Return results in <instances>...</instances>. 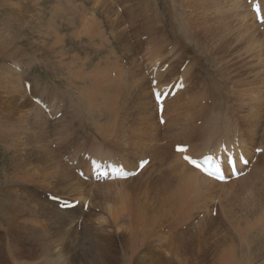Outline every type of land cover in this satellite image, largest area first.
Here are the masks:
<instances>
[{
	"label": "bare ground",
	"instance_id": "bare-ground-1",
	"mask_svg": "<svg viewBox=\"0 0 264 264\" xmlns=\"http://www.w3.org/2000/svg\"><path fill=\"white\" fill-rule=\"evenodd\" d=\"M90 1L93 3L92 5L94 9L92 10H95L93 17H87V13H77L78 11L76 13L81 23L89 22L92 28V35L97 28L100 29V27L106 26L102 17L109 25L110 28L106 26V29H109L108 32L110 31L111 35L117 33L116 29H118V33H126L127 28L125 24H127V21L122 19V26L119 25L120 27H118L120 19L123 15H127L128 12L137 8L138 13H140L139 18L137 16L134 22L133 19H130L131 24L128 26L129 30L134 31L135 28L140 30L139 32H142L143 35L148 37L146 40L148 43L157 44L159 40H161V43L162 41H166L167 44L169 43V39H174L177 43L175 44L176 52L171 53L166 58L152 57L153 60L146 64L147 66L145 68H143V66L142 69L139 70L136 68L137 65H139V63H137L139 60L136 59L137 56H132V54L131 56H127V54L124 55L125 52L123 53V56H118V54L117 56L116 54L115 56H111L112 54L109 55V53L104 57L85 55V58H80L76 54L66 53L60 56L58 54L59 57L57 56L58 58L56 60L57 68L53 67L52 63H48L46 66L50 68V71L58 79V83H54V86L52 84H46L43 91L47 96V99L45 98V103L50 109V112L47 113L40 106H37V103L32 104L33 102L27 103L28 105H31V107L24 110L28 120L23 119L29 122L28 137L31 135L29 141L32 144L30 147L31 151H28L30 149H24L27 153V157L37 156V158L42 161L44 159V162L46 161L48 165V167H46L51 171L49 180L54 179L53 183L63 185V190L67 187L72 188V190H78L79 186L78 184L76 185V183L79 182L80 184H84L86 188L89 187V190L95 195H104L103 200L95 195L94 196L95 199H98L102 210L111 215L112 221L110 223V228H114V231L110 233V236L118 237L120 235L123 242L121 243L122 245L118 246L116 242L112 241L113 238L111 240L106 239V242L102 245L103 250L95 249L96 247H94V259L91 260L92 264H95L97 260L102 264H106L107 262L108 264H130L138 253V249L148 248L149 242L152 246L150 238L160 229L175 233H179L180 231L181 234L182 231L185 232V230H189L188 225H191L192 223L186 218L190 219V217L181 218L180 216V218L178 217L179 219L171 221L172 219H170V215L174 211L180 213L181 211L179 210L184 208L187 209L189 204L195 205L198 197H200L198 195L200 194L209 195L207 202H204L203 204L197 203L201 209L211 212L214 199H210V195L220 194L223 195L224 198V201L219 203L221 216H225L226 219L231 217L248 218V216H251L252 214L253 216L258 214L259 216L257 217L262 218L260 222L264 223V191L260 193H258V190V192L256 191L259 187H261V190L264 189V22L258 23L256 21L255 13L252 11V4L249 3L248 0H169L172 2V4L169 2L172 10L181 12L177 14V17L174 18L176 21H174L170 14H166L165 18L161 16V14H163V7L159 4V0H139V3L134 2V0ZM162 1L165 3L168 0ZM259 1L262 5L264 15V0ZM79 3L82 4L81 2ZM78 6L79 5L77 4V7ZM82 7L84 6L82 5ZM87 9L89 8L87 7ZM122 10L123 14L120 12ZM31 12L32 11H30V13ZM66 12L67 11H64L63 14H68ZM81 12L83 11L81 10ZM20 13L21 11L19 14ZM35 17H39V15H36ZM0 18L2 19V17ZM97 18H100V20L97 21ZM177 23L182 24L180 31L177 30L178 27L175 29ZM67 24H69V21ZM167 26L170 27V30H167ZM6 29H3L0 33L1 48L7 47L8 50L11 48L14 53H10V56L13 54L22 58L23 52L26 51V48L22 45L23 43H21V40L17 41L14 40V38H11ZM106 29L104 28L105 32ZM166 31H170V37H165ZM3 32L7 36H5ZM80 35L82 36V34ZM116 35L115 37H117ZM47 36L48 35H46V37ZM158 37H160V39H158ZM58 38H60V36ZM104 38L106 39V37H103L102 39ZM51 40L54 41V39ZM117 40L118 38L114 41ZM124 41L126 40H123V42ZM102 44H99L100 50ZM45 45L48 44L43 43V46ZM77 45H79V43ZM88 46L89 45H87V47ZM90 46L91 49L92 45ZM103 47H105V45ZM52 48H54L53 44L50 46V50ZM4 49H1V51ZM7 49L6 51H8ZM71 49L68 48L70 51ZM92 49V51L95 50L94 48ZM173 50L174 49H172V51ZM96 51L97 50H95V52ZM23 56L25 57V55ZM183 56L185 58H183ZM19 58L13 60V63L10 65L11 68H13L14 65L17 67L21 64L18 63L21 60ZM101 63H109V65L103 66L105 68L103 69L101 68ZM123 63L127 65H123ZM185 63V70H182L181 68H183ZM166 64L168 66L164 69ZM126 69L130 72L127 80L124 78ZM2 70L4 71V68ZM28 70L26 71L28 72ZM195 70H197L196 73ZM15 72L16 71H14V73ZM25 72L23 73L25 74ZM113 72H116V74H113ZM18 74L20 75L19 72ZM187 74H190V76L187 77ZM180 77L184 78L186 86L183 90H179L174 97H167L164 101L162 117L165 118V123L161 124L159 122L157 103L155 102L153 95L152 81L153 79H156L158 82L157 86L165 87L172 82L177 81ZM19 83L21 84V82ZM50 90L51 94L49 93ZM11 92H13V90ZM28 92L29 91H27V93ZM123 92L122 100H125L130 96L128 104L123 101L121 102L119 99V95ZM42 97L44 96L42 95ZM14 98H12L13 101ZM23 98L26 97L23 96ZM220 99L226 109L224 112V115L226 116L222 118L221 121V124L225 125L223 131H227V135L224 138L217 137L213 134L215 133L214 130L209 131L208 129L201 127V124L198 123V120H203L205 116L215 113L214 111L218 109H215V104L218 103V100ZM16 104L18 105V103ZM9 105L13 107V104ZM187 107L193 110L189 115L186 114L188 110ZM8 108L10 107L8 106ZM13 108H10V110H13ZM222 111L224 110L222 109ZM59 112H62L63 116L60 115L61 117L59 116V119H56L57 117H55L54 120V116ZM206 118L207 117H205V119ZM50 127H53V130H56L55 133H53L57 136V145L59 149L52 147L46 142L48 141L46 139L47 136L53 134L49 133L48 128ZM21 128L22 126H20V129ZM22 139L20 140L21 142ZM48 139L52 141L51 138ZM235 141L240 143V147L251 160V164L248 167H243L242 171H246L245 175L237 179H231L229 182L225 183H219L203 175L200 171L194 169L182 159V153L175 151L177 145H189L187 153L195 157H201L207 152L215 151L222 143H232ZM256 148L262 149V153L256 154ZM75 149L76 151H74ZM74 152L76 153V156L74 155ZM86 154L98 159L123 163L130 170L137 169L138 162L141 159L149 157L151 160L142 172L134 179L130 178L126 180L97 182L91 178L89 160L85 159ZM256 155L257 159L255 160ZM49 163L51 164L49 165ZM12 165L14 166L15 164ZM77 169L85 171L89 176V179L86 180L78 175L75 171ZM18 179L19 178H17V180ZM53 183L48 182V186L47 184L45 186L49 187L51 184L53 185ZM50 188L62 190L56 188V186ZM50 188L49 191H51ZM72 190L71 192H73ZM6 192L8 193L9 191ZM23 192L24 191H22V194ZM141 194L145 197L143 198ZM10 195H12V193ZM83 197L84 201L87 202L89 195H83ZM91 197L92 196H90V198ZM10 199L0 198V211L3 212L2 216L8 219L9 215L12 216L14 213L19 212L18 214H20L26 212L27 205L22 203L23 201L19 202ZM113 203L116 205V208ZM56 206L59 208L58 203ZM37 210L40 211V209ZM212 213L208 214L211 219ZM47 214L49 219L54 221L53 223L56 224L57 228H64L66 226H72L82 214L85 215L86 213H83L80 208L57 210L56 207H51L47 211ZM217 216L219 217V215ZM20 221L21 224L19 223L18 226L22 225V219H20ZM245 221L248 223L251 220ZM28 222L24 223V225L27 226ZM84 222H86V218L83 223ZM207 222L208 223H200V227L197 228L199 230V235L195 237L189 234L190 230L186 234L176 236L173 240L175 247L174 251L171 250L168 244L161 243L160 245L164 247L163 251L161 253L152 254L153 256L150 258L151 262L149 264H188L185 253H187V255L192 253V256L194 255L195 257H193V259H195L194 262H197L198 264H207L208 262L204 255L206 252H209V255H211V264H251L252 260H255L256 264H264V260L262 259L264 258V254L261 252L263 243L261 242L262 239H259V242H250L252 244L245 246L240 239L237 242L236 239L226 237L228 234L222 237L219 231L220 228H208V226L214 225V223L211 224L210 221ZM234 224L238 225V223ZM29 228L33 229L32 233L37 239L39 236V234L35 232L37 227L35 228L31 225ZM13 229L17 228L14 227ZM68 229L69 227L67 230ZM60 231H63V229ZM234 231L236 232V230ZM75 233L78 235L77 228L74 229V246L71 245L64 247H66V252H70L71 259H74L78 264H84L86 263V259L81 257L84 249L79 254L75 251L76 247H79L80 249L79 242L75 238ZM22 236L24 235L22 234ZM230 237H232V235ZM18 238H20V235ZM27 239L25 237L23 240H26L27 242ZM175 241L179 246H177ZM31 242L35 241L31 240ZM37 242L41 241H36V244ZM58 242L56 244L51 242L47 248H40L41 246L38 247L41 251L40 255H38L41 256L40 258H43L40 264H50V260L53 262L52 264H66V261L62 262V257L60 258V253L64 255L65 251L61 248L62 244L60 245ZM258 245L259 248H256ZM71 247H73V252H71ZM97 247L99 246L97 245ZM111 247H115V249L112 250ZM91 248H93V246H91ZM20 250L23 249L21 248ZM55 250L58 251L56 252L57 254L54 252L51 259L47 260L46 256ZM98 251L103 253L100 254L99 252L103 259L100 255L98 256ZM156 251L158 250L156 249ZM84 253L86 255V252ZM139 254L140 253H138V255ZM1 258L4 257L0 256V259ZM121 260L125 263H122ZM23 263L33 264V260L29 262L25 259Z\"/></svg>",
	"mask_w": 264,
	"mask_h": 264
},
{
	"label": "rangeland",
	"instance_id": "rangeland-1",
	"mask_svg": "<svg viewBox=\"0 0 264 264\" xmlns=\"http://www.w3.org/2000/svg\"><path fill=\"white\" fill-rule=\"evenodd\" d=\"M8 1V2H7ZM33 1V3H32ZM87 3H85V2ZM162 0H159V4L163 7V14H161V16H163L165 18L166 14H170L172 19L174 21H176L177 14L181 13L179 11H174L172 10V7H170V3L172 4L171 1H167V2H161ZM22 2V3H21ZM79 2H81L82 4H80ZM134 2L139 3V0H134ZM170 2V3H169ZM9 3V4H8ZM21 3V4H20ZM37 3V4H36ZM14 4V5H13ZM16 4V5H15ZM18 4V6H17ZM24 4V5H22ZM76 6H75V5ZM77 4L79 5L77 7ZM93 3H91L90 0H0V17H2V19L0 18V33L1 31H3V29H6L7 27V32L8 35L11 38H14V40L20 41L21 43H23L22 45L26 48V51L23 52V55H25V57L22 55V58H19V56H15L13 54L10 53H14L12 51L11 48H9V50L7 49V47L1 48V44H0V198L3 199H10V200H17L19 202L25 203L27 205L26 207V212L24 213H14L11 215H9L8 219L4 216H2V213L0 211V256L4 257L1 258L3 260L0 259V264H24L23 261L26 259L29 262H31V260H33V264H40V262L42 261L43 258H40V248H47L49 244H51V242L53 244H56L58 241V243L61 245V248L65 251V254L63 255L62 253H60V258L62 257V262L66 261V264H78L74 259L70 258V252H66V247L64 246H74V229L77 228V234L75 233V238L76 240L79 242V247H76L75 251L77 254H79L80 252H82L81 257H84L86 259V263L84 264H92L91 260L94 259V247H96L95 249H101L103 250V246L104 243L106 242V239L111 240L113 238V242H116L118 246L122 245L121 243L123 242V239H121L120 235L118 237H114V236H110V233L112 231H114V228H110L111 226V215L105 211L102 210V208L100 207V203L98 202V199H95V196L98 197L99 199L103 200L104 199V195L100 196V195H95L94 193H92V191L89 190V187L86 188L84 184H80L78 181V183H76V185L78 184L79 186V191L78 190H72V188H66L65 190L62 189L63 185H60L57 183H53L54 179H50L51 175V171L47 168V162L38 159L37 156H31V157H27V153L24 151V149H30L28 151H31V146L32 144L29 141L30 136L29 132H28V118L25 114L24 110H27L29 107H31V105H28L27 103L29 102H33L32 104H36L33 100L34 98H40L42 101L45 102V98L47 99L46 94L43 92L45 85L46 84H52L54 86V83H58V79L57 77L50 71V68L46 67L48 63H52L53 67L57 68L56 66V60L57 58L62 55V54H76L78 57H83L85 58L87 55L89 56H99V57H104L106 55H111V56H123V53L125 52L124 55L127 54V56H137L136 59H138L139 61H137V63H139V65H137V70L145 68L148 64L151 62V60H153L154 57H159V58H166L168 55H170L173 52H176L175 50V44L176 41L174 39H169V43L166 44V41H162L159 40V42L156 43H148L146 42V40L148 39V37L146 35H143L142 32H139L140 30H129L128 26L131 24L130 23V19H133V22L135 21V18L138 16L139 18V14L137 8H134L133 10H131V12H128L127 15H123L122 18L120 19V22L118 24V27L122 26L121 22L124 20L127 21V24H125L127 30L126 33H118V29H116L117 33H115L114 35H111L110 31L108 32L109 29H106V26L108 28L109 25L107 24V22L103 19V22L105 23L106 26L100 27V29H96V31L93 32V35L91 34V26L89 24V22H84L81 23L80 19L77 16V13H87V17H93L95 10L93 8ZM6 5V6H5ZM28 5V6H27ZM36 5V6H35ZM82 5L84 7H82ZM90 5V6H89ZM23 6V7H22ZM35 6V7H34ZM69 6V8H68ZM72 6V7H70ZM75 6V7H74ZM86 6V7H85ZM92 6V7H91ZM167 6V7H165ZM9 7V8H7ZM13 7V8H12ZM25 7V8H24ZM33 7V8H32ZM87 7L89 9H87ZM96 8V6H94ZM171 9H170V8ZM24 8V9H23ZM27 8V9H26ZM39 8V9H38ZM50 8V9H49ZM53 10H52V9ZM60 8V9H58ZM68 8V9H66ZM78 10H77V9ZM83 8V9H82ZM86 8V9H84ZM14 9V10H13ZM26 9V10H25ZM30 9V10H29ZM36 9V10H35ZM71 9V10H70ZM98 9V8H96ZM170 9V10H168ZM28 10V11H27ZM81 10L83 12H81ZM86 10V11H85ZM99 10V9H98ZM172 10V11H171ZM21 11V13L19 14V12ZM23 11V12H22ZM30 11H32L30 13ZM64 11H67L66 13L68 14H63ZM78 11V12H77ZM94 11V12H93ZM51 12V13H50ZM62 12V13H61ZM75 12V13H74ZM77 12V13H76ZM91 12V13H90ZM121 14H123V10L120 11ZM176 12V13H175ZM26 13V15H25ZM30 13V14H28ZM40 13V14H39ZM93 13V14H92ZM8 14V15H7ZM13 14V17H12ZM16 14V15H15ZM23 14V15H22ZM29 17H28V15ZM39 17H35L34 15ZM52 14V15H51ZM64 16H63V15ZM10 15V16H9ZM31 15V16H30ZM91 15V16H89ZM130 15V16H129ZM6 16V17H5ZM9 16V17H8ZM67 16V17H66ZM17 17V18H16ZM64 17V19H63ZM132 17V18H130ZM8 18V19H7ZM24 18V19H23ZM66 18V19H65ZM78 18V19H77ZM17 21L15 22L14 21ZM69 19V20H68ZM71 19V20H70ZM77 19V21H76ZM99 21L100 18H97ZM123 19V20H122ZM13 20V21H11ZM28 20V21H27ZM33 20V21H32ZM79 20V22H78ZM122 20V21H121ZM30 21V22H29ZM69 21V24H67ZM29 22V24H28ZM42 22V23H41ZM12 23V24H11ZM20 23V24H19ZM26 23V24H25ZM51 23V25H50ZM56 23V24H55ZM60 23V24H59ZM72 23V24H71ZM80 23V24H79ZM87 23V24H86ZM2 24V25H1ZM4 24V25H3ZM14 24V25H13ZM41 26H40V25ZM53 24V26H52ZM178 24V25H177ZM175 26V29H177L178 27V31H180L182 24L177 23ZM9 27H8V26ZM50 25V26H49ZM79 25V26H78ZM120 25V26H119ZM40 26V27H39ZM58 26V27H56ZM60 26V28H59ZM85 26V27H84ZM11 27V28H10ZM64 27V28H63ZM67 27V28H66ZM75 27V28H74ZM79 27V28H78ZM25 28V29H23ZM55 28V29H53ZM84 28V29H83ZM104 28L106 29V32L104 31ZM170 27L167 26V30ZM53 29V30H52ZM57 29V30H56ZM87 29V30H86ZM89 29V30H88ZM102 29V30H101ZM112 29V28H111ZM51 30V31H50ZM10 31V33H9ZM12 31V32H11ZM58 31V32H57ZM85 31V32H83ZM115 31V30H113ZM138 31V32H137ZM41 32V33H40ZM68 32V33H67ZM81 32V33H80ZM105 32V33H104ZM108 32V33H107ZM136 32V33H135ZM60 35H58V34ZM63 33V34H62ZM96 33V34H95ZM101 33V34H100ZM103 33V34H102ZM133 33V34H132ZM135 33V34H134ZM4 34V32H3ZM16 34V36H15ZM57 34V36H56ZM70 36L68 37L67 36ZM82 34V36L80 35ZM108 36H107V35ZM117 34V35H116ZM127 34V35H126ZM5 36H7L6 34H4ZM46 35H48L46 37ZM66 37H65V36ZM101 35V36H100ZM104 35V36H103ZM115 35L117 37H115ZM119 35V36H118ZM122 35V36H120ZM134 35V36H133ZM166 36L165 37H170V31H166ZM13 36V37H12ZM55 36V37H54ZM60 36V38H58ZM73 36V37H72ZM85 38H84V37ZM106 37V39H102L103 37ZM126 36V37H124ZM133 36V37H132ZM18 37V38H17ZM22 37V38H21ZM52 37V38H50ZM62 37V38H61ZM70 39H68V38ZM109 37V38H108ZM124 37V38H123ZM21 38V39H20ZM64 38V39H63ZM93 38V39H92ZM114 38V39H113ZM116 38H118L117 41H114ZM122 38V39H121ZM134 38V39H133ZM138 38V39H137ZM51 39H54L51 40ZM61 41H60V40ZM68 39V40H67ZM77 39V40H76ZM97 39V40H96ZM131 39V40H130ZM133 39V40H132ZM158 39H160V37H158ZM184 39V37H183ZM13 40V39H12ZM13 40V41H14ZM25 40V41H24ZM44 40V41H43ZM57 42H56V41ZM67 40V42H66ZM95 40V41H94ZM103 40V41H102ZM110 40V41H108ZM123 40H126L123 42ZM172 40V42H171ZM69 41V42H68ZM91 41V42H90ZM140 41V42H139ZM71 42V43H70ZM99 42V43H98ZM104 42V43H103ZM110 42V43H109ZM112 42V43H111ZM130 42V43H129ZM43 43L48 44L43 46ZM58 43V44H57ZM62 43V44H61ZM79 43V45H77ZM92 43V44H91ZM94 43V44H93ZM97 43V44H96ZM101 46V50H100V45ZM122 43V44H119ZM27 44V45H24ZM54 46V48H52L50 50V46ZM71 44V45H70ZM74 44V45H73ZM112 44V45H111ZM173 44V45H171ZM87 45H89L87 47ZM90 45H92V48H94L95 50H97L95 52L92 51L93 49H90ZM99 45V46H96ZM105 45V47H103ZM116 45V46H115ZM132 45V46H131ZM158 45V46H156ZM162 45V46H161ZM71 46V47H70ZM75 48H74V47ZM86 46V47H85ZM113 46V47H111ZM142 46V47H141ZM155 46V47H153ZM160 46V47H159ZM109 49H108V48ZM111 47V48H110ZM157 47V49H156ZM162 47V48H161ZM71 51H75V52H71ZM113 48V50H112ZM115 48V49H114ZM120 50H119V49ZM134 48V49H133ZM145 48V49H144ZM160 48V49H159ZM1 49H4L1 51ZM6 49L8 51H6ZM66 49V50H65ZM124 49V50H123ZM144 49V50H143ZM172 49H174L172 51ZM117 50V52H116ZM140 50V51H139ZM150 50V51H149ZM63 51V52H62ZM65 51V52H64ZM67 51V52H66ZM84 53H83V52ZM92 51V52H91ZM112 51V52H111ZM123 51V52H122ZM133 51V53H132ZM7 54H6V53ZM86 52V54H85ZM115 52V53H114ZM146 52V53H145ZM148 52V53H147ZM107 53V54H106ZM142 53V55H141ZM59 54V56H58ZM114 54V55H113ZM158 54V55H156ZM164 54V55H163ZM197 54V53H196ZM86 55V56H85ZM163 55V56H162ZM58 56V57H57ZM6 59H5V58ZM14 57V58H13ZM146 57V58H145ZM153 57V58H152ZM8 58V59H7ZM13 58V59H11ZM21 59L18 63L20 64L19 66H15L13 68L10 67V65L13 63V60L15 59ZM152 58V59H151ZM183 58H185L183 56ZM3 59V60H2ZM11 59V60H10ZM30 59V60H29ZM143 59V60H142ZM7 60V61H6ZM142 60V61H140ZM146 62H145V61ZM6 61V62H5ZM10 61V62H9ZM189 61V60H186ZM4 62V63H3ZM15 62V61H14ZM8 63V64H7ZM136 63V64H137ZM144 65H142V64ZM4 64V66H3ZM121 64V63H119ZM141 64V65H140ZM7 65V66H6ZM25 65V66H24ZM105 65H109V63H101V68L105 69L103 66ZM123 65H127L125 63H123ZM27 66V67H26ZM185 66L186 63L184 64L183 68H181L182 70H185ZM26 67V69H25ZM4 68V71L2 70ZM107 68V67H106ZM128 68V67H127ZM7 69V70H6ZM9 69V70H8ZM23 69V70H22ZM29 69V70H28ZM108 69V68H107ZM106 69V70H107ZM12 70V71H11ZM16 71L15 73L18 74V72L20 73V75H16L14 73V71ZM28 70V72L26 71ZM21 71V72H20ZM27 73H26V72ZM181 71V70H180ZM187 71V70H186ZM3 72V73H2ZM25 72V74L23 73ZM128 69H126L125 73H124V78L125 80H127L130 72L128 73ZM197 72V70H195V73ZM22 73V75H21ZM113 74H116V72ZM127 77H126V75ZM11 75V77H10ZM15 78H14V77ZM27 76V77H26ZM30 76V77H29ZM187 77L190 76V74L186 75ZM22 77V78H21ZM12 78V79H11ZM25 80H24V79ZM16 80V81H15ZM21 80V81H20ZM24 80V81H23ZM29 80V81H28ZM5 81V82H4ZM31 81V82H30ZM37 81V82H36ZM21 82V84L19 83ZM26 82H29L31 84V88L30 90H27L25 87ZM33 82V83H32ZM16 83V84H15ZM38 83V84H37ZM40 83V86H39ZM36 84H37V88H36ZM14 85V86H13ZM16 85V87H15ZM18 85V86H17ZM35 85V86H34ZM44 85V86H42ZM12 88V89H11ZM22 88V89H21ZM35 88V89H34ZM18 89V90H17ZM13 90V92H11ZM17 90V91H16ZM20 90V91H19ZM43 92H41V91ZM27 91H29L27 93ZM26 92V93H25ZM41 92V93H40ZM17 93V94H16ZM33 93V94H32ZM49 93L51 94V90L49 91ZM124 92L121 93L119 95V99L122 102H126V104H128L130 99V96L127 97L125 100H122V96H123ZM42 95L44 97H42ZM15 96V98H14ZM23 96H25L26 98H23ZM8 97V98H7ZM17 97V98H16ZM62 97V96H61ZM14 98V101L13 99ZM19 98V99H18ZM30 100H29V99ZM23 99V101H22ZM53 99V97H52ZM12 102H11V101ZM17 100V101H16ZM20 100V101H19ZM19 101V102H18ZM119 101V102H120ZM22 102V103H21ZM8 103V104H6ZM18 103V105L16 104ZM6 106H5V105ZM9 104H13V107H11ZM21 104V106H20ZM25 104V105H23ZM120 104V103H119ZM37 106H40L39 104H36ZM8 106L13 110H10V108H8ZM17 106V107H16ZM215 109L218 108L216 111H214L215 113H211L210 115H207L205 117H207L205 119V117L200 120H198L199 124H201V127L208 129L209 131L214 130L215 133H213L214 135H216L219 138H224L227 135V131H223L225 128V125L221 124L222 118H224L226 115H224L225 113V108H224V104L222 102V100H218V103L215 104ZM7 107V108H6ZM24 107V108H22ZM195 107V106H194ZM20 108V109H18ZM15 109V110H14ZM187 115L191 114V112H193V110L189 107H187ZM222 109L224 111H222ZM7 110V111H6ZM23 110V112H22ZM190 111V112H189ZM24 115H23V114ZM9 114V115H8ZM61 112L58 113L56 116L59 118ZM128 114V113H127ZM209 116V117H208ZM6 117V118H5ZM12 117V118H11ZM27 120H24V119ZM10 119V120H9ZM14 119V121H13ZM20 119V120H18ZM189 119V118H188ZM18 120V121H17ZM22 121V122H20ZM27 121V123H26ZM5 122V123H4ZM20 122V123H19ZM54 122V121H53ZM3 123V124H2ZM24 125H23V124ZM10 124V125H9ZM19 124V125H18ZM26 124V126H25ZM20 126H22V128L20 129ZM24 126V127H23ZM8 127V128H7ZM92 128V127H91ZM20 129V130H19ZM24 129V130H23ZM49 133H55L56 130H53V127L48 128ZM2 131V132H1ZM93 131V129H92ZM19 133V134H18ZM54 133L52 135L47 136V140L46 141L48 144H50L52 147H55L56 149H59L57 143H58V139L57 136L54 135ZM25 134V135H23ZM12 135V136H11ZM54 135V136H53ZM19 138H18V137ZM23 136V139H22ZM52 136V137H50ZM12 138V139H11ZM48 138H51L52 141ZM11 139V140H10ZM22 139V142L20 141ZM18 140V141H17ZM3 141V142H2ZM57 141V142H55ZM7 142V143H6ZM9 142V143H8ZM20 142V143H19ZM16 143V144H15ZM54 143V144H53ZM204 143V142H203ZM56 144V145H55ZM16 145V147H15ZM22 146V147H21ZM34 146V145H33ZM57 146V147H56ZM17 149H15V148ZM21 148V149H20ZM20 149V150H19ZM23 150V153H22ZM203 150V149H201ZM4 151V152H3ZM76 151V149L74 150ZM16 152V153H15ZM26 154V155H25ZM24 155V156H23ZM74 155L76 156V153L74 152ZM21 157V158H20ZM26 157V158H25ZM14 158V159H13ZM19 158V159H18ZM34 158V159H33ZM26 159V160H25ZM257 159V155L255 157V160ZM22 160V161H21ZM36 160V161H35ZM27 161V162H26ZM15 162V163H14ZM17 162V163H16ZM29 162V163H28ZM31 162V163H30ZM33 162V163H32ZM25 163V164H24ZM12 164H15L14 166ZM51 163H49L50 165ZM10 165V166H9ZM47 166V167H46ZM16 167V168H14ZM20 167V168H19ZM14 169V170H13ZM21 169V170H20ZM27 169V170H26ZM17 172H16V171ZM24 171V173H23ZM33 171V172H32ZM76 171V170H75ZM42 172V173H41ZM14 173V174H13ZM35 173V174H34ZM49 173V174H48ZM77 173V172H76ZM75 173V174H76ZM78 174V173H77ZM76 174V175H77ZM36 175V178H35ZM45 175V176H44ZM79 175V174H78ZM139 175V174H138ZM137 175V176H138ZM26 176V177H24ZM40 176V177H39ZM44 176V177H43ZM135 176V177H137ZM16 177V178H15ZM30 177V179H29ZM39 177V178H38ZM48 177V178H47ZM135 177H132V179H134ZM17 178H19L17 180ZM35 178V179H34ZM42 179V180H41ZM16 180V181H15ZM24 180V181H23ZM28 182H27V181ZM32 180V181H30ZM23 181V182H22ZM26 181V182H25ZM43 181V182H42ZM76 181V180H74ZM15 182V184H14ZM33 182V183H32ZM48 182H52L53 185L51 184V186L46 187L45 185ZM19 184V185H18ZM55 184V185H54ZM80 184V185H79ZM83 185V186H82ZM48 186V184H47ZM52 186H56V188L62 189V190H58V189H54V188H50ZM76 187V186H75ZM26 188V189H25ZM47 188V189H46ZM49 188L51 191H49ZM29 189V190H27ZM260 189V190H259ZM21 190V191H20ZM71 190L73 192H71ZM259 192H258V191ZM5 191V192H4ZM6 191H9L8 193ZM22 191L23 194H22ZM33 191V192H32ZM39 191V192H38ZM87 191V192H86ZM256 191L258 193L263 192L264 189L261 190V187L257 188ZM5 193V194H4ZM12 193V195H10ZM33 193V195H32ZM50 193V194H49ZM80 195H79V194ZM87 193V194H85ZM257 193V194H258ZM7 194V195H6ZM30 194V195H29ZM93 194V195H92ZM23 195V196H22ZM49 195H58L61 196L63 198H68L71 199L73 201L75 200H79L80 204L82 203V205L77 206L76 208H80L81 211L83 213H86L85 215L82 214V216L76 221L74 222V224L72 226H68L69 229L67 230V226L64 228H57L56 224L53 223L54 221L52 219H49V216L47 214V211L51 208V207H56L57 210H59L60 208H58L56 205L57 203L55 201H52L49 199ZM83 195H89L88 201L85 202L84 201V197ZM95 195V196H94ZM9 196V197H8ZM11 196V197H10ZM90 196H92L90 198ZM141 196L144 198L145 196L141 194ZM200 197H198L197 203L198 204H203L204 202H207V200L209 199V195H203L200 194L198 195ZM18 199H17V198ZM29 197V198H28ZM45 197V199H44ZM74 198V199H73ZM83 198V199H82ZM26 199V200H25ZM33 199V200H32ZM36 199V200H35ZM92 199V200H91ZM210 199H214V201L212 202L213 204V208L211 210V212H208V210L205 209H201L199 207V205L197 203H195V205H190L188 206V208H184L181 209L179 211H181L180 213L177 212H173L170 216V219H172L171 221H173L174 219H179L180 216L181 218H185V217H190L186 218L188 219L192 224L188 225L189 230H185L181 232L179 231V233H175V232H171V231H167V230H162L160 229L153 237L150 238V241H152V246L151 243L149 242V246L148 248H140L137 250L138 253H140L138 255V253L136 254V256L133 258V260L131 261L130 264H149L151 262L152 258V254H157V253H161L164 249V247L162 245H160L161 243H166L168 244V246L171 248V250L174 251L175 247H174V243L173 240L176 238V236H179L180 234H186L189 231V234L191 236H197L199 235L198 232L199 230L197 229L198 227H200V223H208L207 221H210L211 224L214 223V225L208 226V228H213V227H217L218 229L220 228V233L222 235V237L226 234H228L226 237L230 238V239H236L237 242L240 239L245 246H248L250 244L253 243V241H257L259 242V239H262L261 242L262 243V248L264 247V223H261L260 220L262 218H258L257 215L253 214L251 216L247 217H231L229 219H226L225 216H221L220 213L221 211L219 210V203L221 201H224L223 195L217 194V195H210ZM47 200H49L47 202ZM91 201V202H90ZM27 202V203H26ZM34 202V203H33ZM32 203V204H30ZM40 203V204H39ZM43 203V204H42ZM89 204V207H84L85 204ZM42 204V205H41ZM48 204V205H47ZM52 204V205H51ZM56 204V205H55ZM37 205V206H36ZM59 205V204H58ZM113 205L116 208V205L113 203ZM32 206V207H31ZM36 206V207H35ZM44 206V207H43ZM175 206V205H174ZM196 206V208H195ZM38 207V208H37ZM100 207V208H99ZM199 207V208H198ZM35 208V209H34ZM217 208V209H216ZM31 209V210H30ZM37 209H40L37 210ZM48 209V210H47ZM263 209V207H262ZM62 210V209H60ZM216 210V214L215 211ZM36 211V212H34ZM39 211V212H38ZM46 211V212H45ZM213 211V213H212ZM43 212V213H42ZM39 213V214H36ZM45 213V214H44ZM212 213V219L210 218V216L208 214ZM18 214V215H16ZM44 214V215H43ZM181 214V215H180ZM46 215V216H45ZM88 217H87V216ZM219 215V217L217 216ZM48 216V217H47ZM209 216V217H208ZM253 216V218H252ZM256 216V217H255ZM3 217V218H2ZM18 217V218H17ZM33 217V218H32ZM176 217V218H175ZM179 217V218H178ZM250 217V218H249ZM6 218V219H5ZM26 220H24V219ZM29 218V219H28ZM86 218V222L83 223L84 219ZM101 218V219H100ZM103 218V219H102ZM209 218V219H208ZM236 218V219H235ZM16 221H15V220ZM20 219H22V225ZM31 219V220H30ZM33 219V220H32ZM40 219V220H39ZM169 219V220H170ZM194 219V220H193ZM199 219V220H198ZM211 219V220H210ZM243 219V220H242ZM51 220V221H50ZM215 220V221H214ZM245 220H251L247 223V221ZM259 220V221H258ZM13 221V222H10ZM20 221V222H19ZM29 221V222H28ZM43 221V222H42ZM214 221V222H213ZM227 221V222H225ZM239 221V222H238ZM18 222V223H17ZM28 222V228L27 226L24 225V223ZM32 222V223H31ZM51 222V223H50ZM231 222V223H230ZM238 223L234 224V223ZM257 222V223H256ZM2 223V224H1ZM6 226H5V224ZM12 223V224H11ZM45 223V224H44ZM166 223V222H165ZM228 223V224H227ZM252 223V224H250ZM260 223V224H259ZM14 224V225H13ZM39 226H38V225ZM54 224V225H53ZM233 226H232V225ZM3 225V226H2ZM17 227H16V226ZM24 225V226H23ZM34 226L35 232L39 234L38 238L36 239L34 237V234L32 233L33 229H30L29 226ZM48 225V226H47ZM231 225V226H228ZM236 225V226H235ZM245 225V226H244ZM45 226V227H44ZM56 226V227H55ZM228 226V227H227ZM235 226V227H234ZM240 226V227H239ZM17 228V229H13V228ZM40 227V228H39ZM53 227V228H52ZM56 229H55V228ZM87 227V228H86ZM238 227V228H237ZM9 228V229H8ZM234 228V229H233ZM249 228V229H248ZM252 228V229H251ZM256 228V229H255ZM262 228V229H261ZM61 229H63V231H60ZM238 229V230H237ZM259 231H258V230ZM261 229V230H260ZM10 230V231H9ZM12 230V231H11ZM38 230V231H37ZM58 230V231H57ZM236 230V232L234 231ZM16 231V232H15ZM54 234H53V232ZM85 231V232H84ZM87 231V233H86ZM257 231V232H256ZM263 231V232H262ZM14 232V233H13ZM20 234H19V233ZM28 232V233H27ZM50 232V233H49ZM52 232V233H51ZM70 232V233H68ZM79 232V233H78ZM193 234H191V233ZM197 232V234H196ZM254 232V234H253ZM260 232V233H259ZM26 235H25V234ZM45 233V234H43ZM48 233V234H47ZM85 233V234H84ZM163 233V234H162ZM236 233V234H235ZM13 236H12V235ZM18 234V235H17ZM22 234L24 236H22ZM52 234V235H51ZM67 234H68V238H67ZM101 234V235H100ZM262 234V235H261ZM20 235V238H18ZM33 235V236H32ZM43 235V237H42ZM73 235V236H72ZM81 237H80V236ZM232 235V237H230ZM251 235V236H250ZM41 236V237H40ZM168 236V237H167ZM27 239L23 240V239ZM84 237V238H83ZM98 237V239H97ZM120 237V238H119ZM156 237V238H155ZM53 238V239H52ZM209 238V236H208ZM19 239V240H18ZM35 239V240H34ZM65 239V240H64ZM90 239V240H89ZM153 239V240H152ZM168 239V240H167ZM250 239V240H249ZM29 240V241H28ZM35 241V242H31ZM69 240V241H68ZM159 240V241H158ZM252 240V241H251ZM36 241H41V242H37ZM68 241V243H67ZM120 241V244H119ZM165 241V242H164ZM222 242H224L223 240H221ZM3 242V243H2ZM45 242V243H44ZM65 242V243H64ZM248 242V243H247ZM252 242V243H250ZM67 243V244H66ZM86 243V244H85ZM90 243V244H89ZM157 243V244H155ZM173 243V244H172ZM175 243H177L175 241ZM155 244V245H153ZM225 244H229V243H225ZM97 245L99 247H97ZM41 246V247H40ZM45 246V247H44ZM91 246H93V248H91ZM152 248H151V247ZM156 246V247H155ZM158 246V247H157ZM172 246V247H171ZM177 246H179V244L177 243ZM24 250H20L21 248ZM40 247V248H38ZM90 247V248H89ZM73 247H71V252H73L72 250ZM259 248V245L256 247ZM261 248V252L264 254V248ZM32 249V250H31ZM36 249V250H34ZM38 249V251H37ZM112 250L115 249V247H111ZM156 249L158 251H156ZM245 249V248H244ZM79 250V251H77ZM81 250V251H80ZM90 250V252H89ZM149 250V251H148ZM154 250V251H153ZM246 250V249H245ZM3 251V252H2ZM22 251V252H20ZM37 253H36V252ZM88 251V252H87ZM147 251V252H146ZM153 251V252H152ZM24 252V253H23ZM54 252H58V251H52L48 256H46L47 260L51 259L52 254H54ZM86 252V255L85 253ZM98 251V256L100 254H103ZM110 252V251H109ZM6 253V254H5ZM22 253V255H21ZM36 253V254H35ZM207 253V254H206ZM204 253L205 258L207 260V264H211V255H209V252ZM4 254V255H3ZM39 254V255H38ZM57 254V253H56ZM3 255V256H2ZM7 255V256H5ZM39 257H38V256ZM63 255V256H62ZM148 255V256H147ZM186 255V259H187V263L189 264H198L197 262H194L195 259H193L194 255L192 256V253H189L187 255V253H185ZM23 256V257H22ZM69 256V257H68ZM88 256V257H87ZM101 256V255H100ZM106 256V255H105ZM145 256V257H144ZM45 257V256H44ZM102 257V256H101ZM141 257V258H140ZM90 258V259H89ZM195 258V257H194ZM210 258V259H209ZM103 259V257H102ZM143 259V260H142ZM191 261H190V260ZM258 259V258H257ZM264 260V258H262ZM193 260V261H192ZM69 261V262H68ZM85 261V260H84ZM94 261V260H93ZM4 262V263H3ZM91 262V263H90ZM122 263H125L123 260H121ZM254 262V263H253ZM53 262L50 260V264H52ZM28 264V263H27ZM94 264V263H93ZM95 264H102L100 261H96ZM108 264V262L106 263ZM110 264V263H109ZM251 264H256L255 260H252Z\"/></svg>",
	"mask_w": 264,
	"mask_h": 264
},
{
	"label": "snow or ice",
	"instance_id": "snow-or-ice-1",
	"mask_svg": "<svg viewBox=\"0 0 264 264\" xmlns=\"http://www.w3.org/2000/svg\"><path fill=\"white\" fill-rule=\"evenodd\" d=\"M255 10H256L257 14L259 15V13H260V6H259V4H257L255 6ZM178 150L184 151L185 149H183V148H181V147L178 146ZM185 159H188L193 165H195L196 167H199V163L196 160H193L190 157H185ZM204 171H208V170L207 169H204Z\"/></svg>",
	"mask_w": 264,
	"mask_h": 264
}]
</instances>
